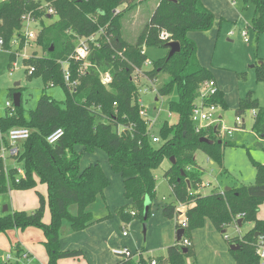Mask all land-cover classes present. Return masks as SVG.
<instances>
[{"label":"trees","instance_id":"obj_1","mask_svg":"<svg viewBox=\"0 0 264 264\" xmlns=\"http://www.w3.org/2000/svg\"><path fill=\"white\" fill-rule=\"evenodd\" d=\"M147 1L4 0L0 3V38L4 40V50L10 52L11 64L24 46L21 19L24 15H31L42 24L37 42L44 56H34L23 63L27 71L30 67L35 68L31 76L41 78L46 88L60 87L66 95L63 104L51 96L42 95L28 119L22 99L21 107L13 111L8 109L0 118V149L9 146L7 136L11 130L23 128L31 131L30 138L20 144V153L14 158L25 178L17 183L18 170H6L4 161L0 159V194L11 190H33L39 184L45 185L48 192L47 199L38 194L39 207L30 213L0 214V234L28 228L41 230L46 238L44 247L49 257L48 264L81 257L83 252L80 250L61 249L64 223H68L74 232H82L101 221L89 208L104 196L110 186V180L99 163L81 169L83 154L96 150L104 152L113 173L123 178L124 197L132 203L130 210L125 207L119 210V216L125 223L136 219L146 222L143 219L146 203L157 199L155 171L165 160L173 158L175 164L165 172L164 178L172 188L175 203L189 206L185 213L188 227L184 229L182 240L170 247L167 257L156 260V264H187L186 260L194 252L192 247H183L182 243L185 239L191 241L193 231L210 221L219 232H223L229 226L239 227L240 219H243V225L246 222L253 224V228L244 236L228 240L230 246L239 247L237 251L231 250L236 264H264L257 254L264 248V221L258 219L260 207L264 204V165L257 167L255 185L222 191L216 189L207 196L192 193L203 184L198 154L206 155L212 164L222 165L223 149L228 145L220 137V128L197 132L192 121L201 84L215 81V78L212 71L201 65L197 45L189 38V33L210 31L214 16L202 0H156V7L137 42L129 44L122 36L123 17ZM243 1L254 5L253 27L264 34V0ZM50 8L56 12L55 15L48 14ZM118 8H122L121 13L114 15ZM47 18H56V21L46 26L44 20ZM163 31L170 35L166 41L160 39ZM92 36L97 37L100 46L92 44L89 67L84 75H80L78 70L82 63L71 61V56L75 53L78 39ZM16 39H20L19 48L13 51L10 43ZM171 42L180 44V53L171 59H168V53L166 57L152 61V70L146 71L144 65L149 60L146 54H142L144 48L169 50ZM67 61L70 62L72 81L79 83L75 90L64 78L61 62ZM260 68L263 72L258 80L264 81V64ZM137 70L144 71L150 81L159 83L158 97L169 96L175 91L178 94V101H171L169 110L171 114L178 115L179 120L176 124L163 123L158 134L159 143L153 142L149 121L141 116L139 99L144 83L140 85L135 80ZM108 73L112 75V82L105 86L102 76ZM164 75L168 79L160 82ZM15 92H21V88L10 90V95ZM210 102L227 108L221 91ZM247 110L256 111L252 130L257 138L264 141V107L248 97L241 101L238 117ZM58 129L64 131V136L50 145L47 138ZM119 129L123 130L121 134ZM202 138L214 143H203ZM77 147L83 148V152H77ZM47 206L51 214L49 224L44 221ZM131 212H135V216ZM147 215L148 219L150 209ZM180 228L177 223L176 229ZM15 251L17 262L13 264H22L19 259L24 251L18 245ZM152 261L142 256L139 263L122 260L120 264H151ZM0 264L10 262L3 261L0 254Z\"/></svg>","mask_w":264,"mask_h":264},{"label":"rangeland","instance_id":"obj_2","mask_svg":"<svg viewBox=\"0 0 264 264\" xmlns=\"http://www.w3.org/2000/svg\"><path fill=\"white\" fill-rule=\"evenodd\" d=\"M213 1L215 3L214 7H217L218 2L215 0ZM227 1L230 5L229 7L238 15V19L234 21L223 20V18L219 16L220 12L218 8L220 7L215 8V10L208 8L214 16V25L212 29L208 32H196L191 35L203 34L197 37L198 40L192 38L198 48V59L200 63L213 73L222 74V78L227 86L225 95L228 104L227 108L219 107L218 115H221L223 118L222 126H225L227 129H233L235 128L236 118L238 117L237 110L240 100L249 97L252 101H256L260 107H264V81L258 80V77L261 76L260 73L263 72L259 64H264V34L258 33L253 27V19L255 18V7L253 4H246L243 0ZM155 5L156 0H148L139 6L143 10L141 11L142 15L138 23L134 25L132 24L133 22L130 21L131 12L124 15L122 36L127 43L135 44L137 42ZM55 21L56 18H47L44 20V24L47 26ZM41 29V22L36 21L32 30L38 34V38ZM244 31L248 34L247 38L249 42H245V38L243 37ZM37 41L33 42V47L27 48L26 51L21 50L19 52L20 57L16 59L19 68L15 71L11 64L10 52L0 47V117L5 115L7 103H13L14 94L11 96L10 90L15 88H21L20 93L22 94L23 106L27 119L29 118L30 112L36 109L42 95L46 94L51 96L60 104H63L66 99L65 92L62 88H46L41 78L32 77L28 74L27 68L23 63V56L25 54L27 57L44 56L42 48L38 45ZM10 46L13 51L19 48V45L14 44V41H11ZM144 51L150 63L166 57L169 53V50L166 48L154 47H145ZM144 69L146 71H151L152 65H144ZM167 79V76L164 75L160 79V82H164ZM138 83L140 85L144 83L141 89H143L145 85H148L151 87V90L158 88L159 84L154 82V84L151 85L144 80L142 75H139ZM17 84L20 85L17 87ZM141 99L142 107L147 112V119L150 123H153L151 133L154 136H159V130L164 122H169L171 124H176L178 122V115L171 114L169 110L170 102L178 101V94L176 91L165 97H158L157 93L150 91L147 94H141ZM242 119L245 120V127L242 130L235 132L232 136L223 133L220 134V137L228 144L225 145L223 149L224 158L222 165L212 164L206 155L203 153L198 154L197 162L203 171V184L200 188L193 189V194L207 196L216 189L222 191L233 188L249 187L256 184L257 167L258 165H264V141L257 138L252 130L253 115L251 110H247L242 115ZM76 151L82 153L83 149L77 147ZM86 155L85 153L83 154L82 160ZM171 166V161L167 159L155 171L157 198L160 202L165 204L175 203L171 186L164 178L165 172L168 171ZM6 167L17 170L21 169V166L18 165L13 158H8L6 160ZM46 193V186L39 184L37 188L33 190H13L12 194H10V192L0 194V214L5 215V213H13L19 210L30 213L36 210L39 204L38 194H43L44 196ZM185 207L186 208L181 210L183 213H186L189 209V206ZM5 208H8V212H4ZM261 209L258 218L264 219V207ZM48 213L50 214V210L47 206L45 215ZM47 219L46 217L44 219L46 224ZM143 219L146 221L147 216L144 215ZM133 222L136 224L134 232L137 230L140 245L144 247L147 245L149 237L147 232L148 236H146L145 240L143 234L144 222L140 219H136ZM129 225L131 224L129 223ZM252 227V224L246 222L239 229V232L234 226L228 228L227 231L231 238H235L238 235H246ZM67 229H69V225L68 223H64L62 228L63 236L64 231ZM15 231H18L19 234L22 233L21 230H10L6 233L7 235L0 234V254L3 261H6L8 256H11L12 259L16 258V253L12 251V247L17 244ZM25 231H28L26 238L32 243H38L40 246L42 242L45 243V236L41 230L28 228ZM129 232L132 233V230H129L128 233ZM41 238H43V240H41ZM44 243H42L43 247ZM150 256L154 259H160L166 256V250L155 248L150 253ZM14 259L11 262H15ZM38 261V264H48V253L46 250L42 252V257L39 258ZM19 262L22 264L32 263L24 259Z\"/></svg>","mask_w":264,"mask_h":264},{"label":"crops","instance_id":"obj_3","mask_svg":"<svg viewBox=\"0 0 264 264\" xmlns=\"http://www.w3.org/2000/svg\"><path fill=\"white\" fill-rule=\"evenodd\" d=\"M3 1L4 0L0 1V3ZM215 1L218 2L217 7H214L215 3L213 0H202L203 4L211 10H215V8L220 7L218 8L220 12L219 16H221L223 20L226 19L234 21L238 19V15H236L233 9L229 7L230 5L227 3V0ZM155 7L156 5L153 7V10ZM141 11H143L141 7H138L136 10L131 12L130 21L133 22V25L138 23L140 16L142 15ZM192 33L196 32L189 33V38L191 40H198L197 37L203 35H191ZM213 76L219 91L224 94V99L226 101L225 90L227 86L222 78V74L213 73ZM241 101L242 100L238 103V108ZM7 112L8 108L5 111V115ZM95 163H99L102 166L110 180V186L106 189L104 196L99 197L95 204L89 208V211L93 213L95 218L101 221L95 223L93 226L82 232H74L69 226V229L64 231V236L62 233L60 242L61 249L63 251L80 250L83 252V255L78 258L61 259L59 264H120L122 259L116 257L112 253V250L115 248H129L135 253L144 252V255L142 256L144 258H150L151 260H158L152 258L150 253L155 248H159L161 250H166V256L161 257L166 258L167 250L170 247L175 246L178 242L177 231L179 229H176V224L179 223L181 217L185 216V213L181 211L183 208H186L185 205H178L176 203L165 204L160 202L158 198L153 202L148 200L146 203V205L148 204L146 208L147 210L144 215L148 216L147 214L149 209L151 215L146 222H144V224H148L147 232L149 237L147 245L141 247L138 240L137 230L134 232L136 224L132 221L133 224L131 222V225H129V223H125L119 216V210L121 208L125 207L126 210H130L132 207V203L124 197L125 189L123 178L121 175L113 173L106 154L99 150H96L94 153L87 154L84 159L81 160V169H86ZM10 194H12V190L10 191ZM44 197L46 199L48 198V192L44 195ZM172 205H175L176 207L174 208ZM38 207L39 204L37 208ZM263 207L264 205L260 207V211ZM260 211L258 214H260ZM45 217L48 218L47 224H49L51 221V214L48 213ZM258 219L264 221V219ZM231 227L233 226H229L225 229V231L219 232L210 221H206L203 228L193 231L191 242L193 244L192 249L194 254L186 260L187 264H236L234 256L231 254L229 241L225 238V234L228 235V228ZM124 230H132V233L129 232V235L125 237L123 235ZM27 233L28 231H22V233L19 234L18 231H15L17 242L15 246L18 245L20 249L29 254L31 259L30 261L32 263L38 264L39 258L42 257V252H45L46 250L42 245L44 242L41 243V246L38 245V243H32L26 238ZM148 234H146V236H148ZM41 240H43V238H41ZM15 246L12 247V251H14V253H16ZM14 260L15 262L17 261L16 258ZM15 262H10V264Z\"/></svg>","mask_w":264,"mask_h":264},{"label":"built area","instance_id":"obj_4","mask_svg":"<svg viewBox=\"0 0 264 264\" xmlns=\"http://www.w3.org/2000/svg\"><path fill=\"white\" fill-rule=\"evenodd\" d=\"M122 11V8H118L117 10L114 11V15H119ZM48 14L50 16L55 15L56 12L53 9L48 10ZM22 24H23V29H22V34L24 35V46L22 50H25L29 47H33V42L37 41L38 39V34L32 30L33 25L36 24V20L31 16V15H24L22 17ZM248 34L246 31L243 32V37L245 38V42H249L247 38ZM170 38V35L163 31L160 33V39L163 41L168 40ZM20 40V39H19ZM19 40H14V44L19 45ZM92 44L96 46H100V43L98 42L97 37L92 36L90 38H82L78 39L76 41V48H75V53L73 56H71V61L75 63H82V66L79 68L78 72L80 75H84L87 68L89 67L88 59L91 54V46ZM5 43L2 38H0V47H4ZM142 54H145V51H142ZM16 57H20V53H16ZM31 57H27L26 54L23 56V61L28 60ZM17 59V58H16ZM63 66V73H64V78L68 86H70L71 89L75 90L76 87L78 86L77 81H72V72L70 70V62H61ZM146 66L151 65V63L148 61L145 63ZM13 70H17L19 68L18 62H14L12 64ZM35 68L30 67L28 69V74L31 76L35 73ZM139 75H142L145 81H148L151 85L154 84L153 81H150L148 77L144 74V71L142 70H137L135 73V80L138 82V77ZM112 82V75L111 74H105L102 76V83L105 86H108ZM150 91L157 93V88H154L151 90V87L148 85H145L143 89L140 90V94H147ZM219 92V88L217 86L216 81H206L201 84L200 87V97L198 99V102L193 110L192 113V121L196 125V130L197 132H201L203 130H207L213 127L220 128V134H227L229 136H232L235 132H238L243 129V126L245 124V120L242 119V116L236 118V125L235 128L233 129H227L225 126H222L223 118L221 115H218L219 111V106L215 103L210 102L213 98L217 96ZM139 104L142 107V99L140 97L139 99ZM7 108L13 111L15 109L14 104L12 103H7ZM253 117L257 114L256 111H251ZM141 116H143L145 119H147V112L146 110L142 107L141 111ZM149 126L150 130L153 126V123H150L149 121ZM122 129L118 130V133H122ZM31 136V131L28 129H23V128H18V129H13L9 132L7 138H8V145L9 146H3L0 149V159L4 161L5 168L8 170L9 168L6 167V160L8 158H16L19 153H20V144L27 141ZM64 136V131L62 129H58L54 131L48 138L47 142L50 145L56 144L58 141H60ZM153 137V142L154 143H159L161 139L158 136H152ZM21 178H25V174L22 169H18V178L16 182L18 183ZM132 216H135V212H131ZM179 224L181 225L182 228L180 229H186L188 227L186 217L183 216L180 218ZM238 232H239V227L236 226ZM123 235L126 237L129 235L127 230H124ZM241 237V235H238ZM225 238L227 240L230 239V236L226 235ZM183 247L189 248L192 247L193 244L190 240L185 239L183 240L182 243ZM112 253L122 259V260H135L136 262H140L142 258L141 252L135 253L129 248H115L112 250ZM258 255L260 256L261 259L264 260V248H261L258 250ZM17 259V258H16ZM27 260L30 261V256L26 252H24L19 260ZM7 262L12 261V257L8 256L6 258ZM157 261L153 260L151 264H156Z\"/></svg>","mask_w":264,"mask_h":264},{"label":"water","instance_id":"obj_5","mask_svg":"<svg viewBox=\"0 0 264 264\" xmlns=\"http://www.w3.org/2000/svg\"><path fill=\"white\" fill-rule=\"evenodd\" d=\"M168 48H169L168 59H171L175 54L180 53V51H181V46H180V44L177 43V42H171V43H169V44H168ZM262 64H263V63H260L259 65H262ZM19 85H20V84H17V87H18ZM13 104H14V107H15V108H19V107H21V105H22V94H21L20 92L14 94V96H13ZM216 129H218V128H216ZM201 142H203V143H208V144H213V143H214L213 141H211V140L208 139V138H202V139H201ZM220 143H221V142H220ZM261 147H262V146H261ZM171 163H172V164H175V160H174L173 158L171 159ZM228 190H230V189H228ZM4 212H8V208H5ZM238 223H239V228H241L242 225H243V219H240ZM143 234H144L145 236H146V234H147V224H144ZM184 234H185V230H184V229H179V230L177 231V241H178V242H180V241L182 240ZM258 236H259V234H256V237H258ZM231 250H232V251H237V250H239V247L236 246V245H232V246H231ZM183 252L186 253L187 250H184Z\"/></svg>","mask_w":264,"mask_h":264}]
</instances>
